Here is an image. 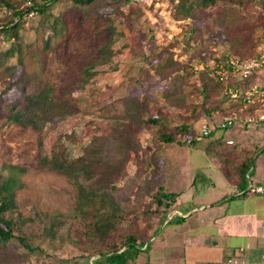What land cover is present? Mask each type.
<instances>
[{"label":"rangeland","instance_id":"rangeland-1","mask_svg":"<svg viewBox=\"0 0 264 264\" xmlns=\"http://www.w3.org/2000/svg\"><path fill=\"white\" fill-rule=\"evenodd\" d=\"M29 1L33 3L12 2L17 10L27 12ZM188 1L196 5L200 2L98 0L82 6L73 0H59L45 15L39 12L27 19L24 14L9 22L11 9L0 2V30L8 25L15 27L16 33L10 41L0 33V52H7L12 46L14 50L0 66V176L15 174L20 178L22 186L16 192V203L21 214L29 216L34 210L68 213L76 205L73 185L65 177L39 168L40 145L50 155L61 137L72 157L91 146L88 158L98 172L125 160V151L113 139L114 127L126 114L127 101L135 97L146 100L149 112L161 122L139 134L145 150L140 162L152 161L145 177H152L155 188L140 207L129 211L126 225L144 231L142 240H152L153 231L170 205L168 200L158 205L159 187L166 192L176 183L184 193L182 198L188 199L192 196L188 189L196 182L194 188L202 190L203 199L220 195L221 188L215 189L214 196L203 193L211 186V180L219 184L223 175L220 169H213L212 154L221 150L212 141L224 133L230 134L233 141L238 136L232 134L233 130H217L204 138L200 126L217 124L246 109L241 99L226 96V89H211L207 94L204 84L214 86L213 66L227 56H239L237 45L243 46L239 48L242 52H259L264 45V0H245V5L233 3L238 18L233 9L217 5L205 8L196 19L180 15ZM216 16L231 22L225 19L214 24ZM170 54L174 61L188 66L190 77L178 95L167 99L168 87L163 81L167 70H162L161 60ZM45 89H50L53 101L68 112L66 118L47 123L42 134L9 120L13 114L11 105H18L20 111L27 105L28 96ZM231 104L235 105L228 112L225 109ZM182 124L190 127L187 138L178 137V142L171 144L159 139L158 130H163L164 125ZM244 146L251 148L249 144ZM138 163L134 155L129 158L125 174L118 180L120 186L136 178ZM12 166L22 170H13ZM122 199L134 201L126 195ZM35 244L40 250L28 254L20 264H63L76 258H99L95 253L80 251L70 238L64 243Z\"/></svg>","mask_w":264,"mask_h":264},{"label":"trees","instance_id":"trees-1","mask_svg":"<svg viewBox=\"0 0 264 264\" xmlns=\"http://www.w3.org/2000/svg\"><path fill=\"white\" fill-rule=\"evenodd\" d=\"M13 0H0L12 16L9 21L25 14L24 10H17ZM34 6H38L40 14H46L51 5L59 0H53L46 3V0H32ZM76 4L88 6L98 0H73ZM196 5L187 2L185 9L180 11V15L187 19H196L200 13L208 7L220 6L222 8L233 9L238 18V11L233 8L234 4L245 5V0H199ZM30 9V8H29ZM28 9V10H29ZM13 10V11H12ZM49 16V15H48ZM226 19V20H225ZM229 18L219 19L216 16L214 24H221ZM231 22V20H229ZM236 22V21H235ZM53 27V25H51ZM55 27V26H54ZM193 32H196L195 30ZM0 33H4L7 41L15 37V27L8 25L2 27ZM229 38L235 45V39ZM243 44L244 42H240ZM236 53L240 60H248L256 57L258 53L242 52L237 45ZM13 46L7 52H0V66L7 58L14 54ZM247 54V56H245ZM161 67L164 71L163 81L168 87L166 98L174 97L182 91L183 85L188 81L190 72L188 66L173 60L172 54L161 60ZM175 67L174 69H169ZM183 70V72H181ZM257 76L244 82V86H249L256 81ZM214 86L204 84L205 92L209 94L212 90L223 91L226 83L213 76ZM235 82L229 83L230 86ZM236 84V83H235ZM214 90V91H217ZM213 91V93H215ZM209 97L208 95L206 96ZM230 98V97H229ZM227 98V99H229ZM231 100V99H230ZM229 100V101H230ZM243 104V101H240ZM241 104V106H243ZM231 104L225 109L232 111ZM13 106V114L9 120L22 127H33L41 134L47 123L55 118L63 120L68 115L65 108L57 105L51 96V90L45 89L38 94L27 97V105L18 111V105ZM240 106V107H241ZM239 107V106H238ZM257 106L244 110L241 115H254ZM120 123L116 122L113 139L117 140L125 151V160L119 165L113 166L105 171H96L92 162L88 158L89 148H84L83 154L72 157L65 147L62 138H58L57 144L50 155L46 154L40 145L39 168L54 172L65 177L76 190V205L68 213L53 212L44 213L37 210L32 211L29 216H24L18 211L16 203V192L22 186L20 178L11 174L10 176H0V264H20L27 260L28 254L37 253L40 248L37 241H50L52 243H64L66 238L73 240L81 249L80 251L95 253L99 260L108 262V264H127L129 253L137 251L141 245L146 243L142 240L145 236L137 226L126 225L128 213L143 204L144 199L155 188L152 177L146 178L148 169L153 164L152 161L140 162V155L145 152L139 134L145 128L159 124L160 118L153 116L149 112V105L146 100L140 98H131L127 101L126 114L119 118ZM190 127L187 124L170 127L164 125L163 130H158V137L167 144L178 142V137L187 138ZM192 143H195L193 140ZM212 145L219 147L220 152L225 155L223 159L224 166H229L230 179L236 183L239 190L244 194L248 193L249 175L252 173L255 161L254 156L247 157L246 152H242L237 144L229 145L223 137L216 136ZM134 155L138 163L136 178L128 180L120 186L118 180L125 174V164L129 158ZM227 157V158H226ZM225 159V160H224ZM142 161V160H141ZM144 165V166H143ZM13 170L21 171L17 166L11 167ZM140 181V182H139ZM157 203L162 206L164 200L174 199L175 194H167L162 187L157 189ZM133 197L134 201L122 196ZM146 231V230H145Z\"/></svg>","mask_w":264,"mask_h":264},{"label":"crops","instance_id":"crops-1","mask_svg":"<svg viewBox=\"0 0 264 264\" xmlns=\"http://www.w3.org/2000/svg\"><path fill=\"white\" fill-rule=\"evenodd\" d=\"M256 106L252 116L258 117L256 110L262 106ZM242 112L238 111L240 117L248 116H242ZM232 134L238 136L234 145L246 152L247 157L256 159L249 175L248 193L239 190L230 179L229 166H224L222 159H218L225 153H213V169H220L223 175L219 184L211 180V186L203 193L210 192L214 196L217 194L215 189L221 188L220 195L203 199L200 197L202 190L194 188L196 182H193L188 189L192 196L184 199L183 191L172 183L165 193L176 197L168 201L169 208L153 231L152 240L130 252L127 264H264V194L249 192L251 186H264V122L249 129L240 126ZM228 135L224 133L218 137L227 142L232 139ZM245 144L251 148L246 149ZM63 264L108 262L91 257L76 258Z\"/></svg>","mask_w":264,"mask_h":264},{"label":"built area","instance_id":"built-area-1","mask_svg":"<svg viewBox=\"0 0 264 264\" xmlns=\"http://www.w3.org/2000/svg\"><path fill=\"white\" fill-rule=\"evenodd\" d=\"M53 0H46L51 3ZM148 1V0H144ZM29 10L25 12V17L31 19L36 17L40 10L38 6L29 1ZM213 75L220 81L226 83L225 95L234 100H242L245 109L261 104L262 108L257 109L258 117L248 115L240 117L238 111L233 115L222 118L217 124L202 123L200 126L201 137L207 138L217 130H235L242 126L251 128L258 122H264V45L260 48L258 55L252 59L240 60L234 56H227L224 61L216 64L212 68ZM257 76L256 81L249 86H244V82ZM235 82L230 86L229 83ZM229 145H233L232 139L228 140ZM253 194H264V186H251L249 189ZM264 259V255H263ZM237 263V261H231Z\"/></svg>","mask_w":264,"mask_h":264}]
</instances>
